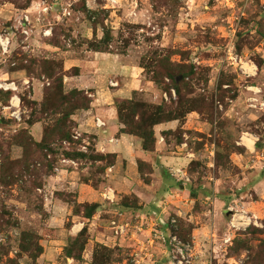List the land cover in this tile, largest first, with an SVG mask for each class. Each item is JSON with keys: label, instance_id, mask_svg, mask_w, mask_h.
<instances>
[{"label": "rangeland", "instance_id": "rangeland-1", "mask_svg": "<svg viewBox=\"0 0 264 264\" xmlns=\"http://www.w3.org/2000/svg\"><path fill=\"white\" fill-rule=\"evenodd\" d=\"M15 1L0 0V31L10 26L14 19L22 13L21 11H25L18 10L23 4L22 0H17V4H13ZM40 2L49 5L52 10L48 15H41L40 29L36 32L39 31L33 33L28 39L29 41L32 39L29 43L30 50L36 51L39 43H46L61 51H74L76 54L84 55V52H94L92 49L97 46V50L103 52L95 53L111 54L117 59H123V63L141 69L143 83H151L161 92H165V88L170 86L169 79L164 75L166 72L174 75L180 67L184 68V71L192 68L195 74L184 81L192 90V95H188V98L192 100L204 98L207 106L212 104V109L199 116L207 123L206 130L200 135L201 144L211 143L215 148L213 167L209 169L208 160L205 161L202 169L200 168L201 176L218 178L219 165L224 171L231 170L232 165L224 166V162L218 157V154L231 149L230 143L234 142L235 145L238 143L236 147L239 149H244L241 145L252 149V138L243 136V133L257 136L256 152L253 156H259L261 160L259 162L264 168V108L259 107V104L264 102L259 103L257 100L255 108L249 107V101L246 102V99H250L251 96H249L250 93L244 92L241 95L240 103L243 107L239 110L240 114L233 118L224 117V112L229 106L228 101L232 100L233 96L240 95L237 88H261L263 91L261 96L264 99V0H30L26 10ZM37 17L34 13L30 15L31 20ZM49 28L51 35L43 37L41 29L43 31ZM104 35L110 36V41L102 44L101 40ZM23 41V38L19 37L13 44L14 51L11 58L16 65L20 62L18 59L23 56L25 57L23 59L27 61L37 60V57H33L30 51L23 48L24 46L21 45ZM42 57L38 58L43 59ZM27 61L20 63L25 66ZM54 61L57 64L62 62L59 59ZM58 71L59 69L55 68V73ZM32 72L38 79L43 78L48 82L46 88L49 87V83H52V80L48 81L41 75L39 64L32 67ZM156 72L163 74V78L158 79V84L152 81L156 77V74L154 75ZM71 73L73 74L72 71ZM246 73L252 75L246 76ZM116 87L119 88L120 85ZM84 95L90 102L93 101L90 92H84ZM183 95H187L185 91ZM162 96L161 94L158 104L164 105L165 109L171 108V102L164 101ZM133 99L145 102L139 95H135ZM171 101L173 103L176 100ZM22 106H24L23 103ZM27 108L30 114L31 109L28 106ZM66 108L64 106L62 111ZM34 112L35 116L39 117L38 107L34 108ZM25 116L24 118H27V113ZM251 116L256 119L252 121ZM59 118L60 115H55L45 120L43 124L51 125L52 120ZM223 123L227 130L228 140L219 135ZM70 132L73 136L77 131L72 129ZM14 135L15 132L9 126L4 131H0V168L3 159L1 153L7 155L10 160L19 159L22 156V148L12 145ZM82 136L83 138L79 141L69 142V146L63 145L67 141L62 144L55 141L54 148L57 155L46 158V161L54 160L48 176H46L47 173L41 172L46 161L40 158L38 160L36 156L40 155L32 149L30 162L33 166L29 169L31 174L19 175L17 181L8 186L0 184V223L2 225L0 264H41L40 258L43 252L36 260L29 257L33 248L27 253L21 249L27 246L23 237L25 234L40 236L42 239L38 243L42 248L44 241L57 238L53 229L48 226L57 194L62 193L64 199L77 202L76 191L65 188V185L72 186L71 183L74 181L60 177V175H65L63 173L66 169L77 171L78 184L86 185L97 192L100 191L91 185L97 180H103L104 174L100 173L103 163L89 159L72 160L75 165L63 163V160H70L64 158L63 153L74 150L75 148L70 147L73 143H78V150L82 144L90 143L88 150L92 146L95 154L105 155L96 151L93 135L83 134ZM84 140H86L85 143ZM88 153L84 155L92 154ZM35 174H39L38 178ZM35 179L36 182L41 180V187L31 186V182ZM86 180H89L88 185L83 183ZM70 188L76 187L74 185ZM105 192L101 190L100 194ZM127 197L133 201L131 196ZM259 197L254 193L252 197L247 196L242 200L239 195L233 197V207L241 210L243 208L238 206L239 203H245L246 210H243L257 217L258 226L250 225L245 230L233 231L229 227L230 216H223V220L217 223L219 232L209 241L213 246L207 248L202 264H264V200L262 196ZM252 200H257V203L253 204ZM66 206L69 210L68 215L65 216L66 213L63 212V217L56 223H63V229L68 230L72 217L82 218L73 215L75 209L73 204H66ZM108 220L111 222L114 219ZM82 221L88 220L82 219ZM190 225L186 221L180 224L181 235L184 239L181 240L192 246L191 236L186 235ZM93 229L91 233L87 229L88 247L92 245L90 241L94 242L97 235V230ZM129 234H131L130 231ZM75 236L69 235L65 238L62 253L56 251L53 258L56 264H68L65 262V249L69 247L70 238ZM227 238H230V241L224 243V239ZM95 244L99 243L95 242ZM58 247L61 248V245ZM58 247L55 246V248ZM111 249H114V254L111 256L110 264H134L133 257L126 250L118 247ZM86 253L85 251L83 256Z\"/></svg>", "mask_w": 264, "mask_h": 264}, {"label": "crops", "instance_id": "crops-1", "mask_svg": "<svg viewBox=\"0 0 264 264\" xmlns=\"http://www.w3.org/2000/svg\"><path fill=\"white\" fill-rule=\"evenodd\" d=\"M30 41L28 40L24 49L30 51L33 57L43 56V59L62 61L63 71L66 74L63 78L66 93L72 90L91 93L93 101L89 109L77 112L72 117L76 123V131L81 135H93L96 151L116 156L115 164L107 168L98 187L100 191H106V189L113 191L115 199L113 203L106 202L100 191L78 184V173L74 169H66L63 173L65 175H60L61 179L69 178L74 181L71 183L72 186L65 185V188L76 191L78 203H96L101 207L91 221L83 222L78 217H72L70 229L65 230L62 227L63 223L59 224L56 221L63 217V212L66 213L65 216L68 215L69 210L65 203L58 199L54 201V210L48 226L53 229L57 238L44 241L41 264H56L53 258L56 251L62 253L65 238L69 235H77L84 227H87L90 233L93 227L94 231L97 230L95 241H90L92 245L89 244L90 246L86 247L84 261L77 262L65 258L68 264H90V254L95 242L108 248L118 247L126 250L133 257L134 264H171L167 247L152 241L149 237L153 231L168 232L166 223L171 218L186 221L193 226L191 243L192 252L195 255L194 264H202L207 248L213 246L209 242L210 239L219 232L217 223L226 216L227 208L234 206L233 197L239 195L242 200L247 196L252 197L254 193L258 197L262 196L264 200V168L259 162L261 161L259 156H253L256 152V135L242 134L252 138V149L241 145L244 147L242 148L244 153H232L229 156L232 165L230 171H224L219 167L217 168L218 178H205L201 176L200 170L207 160L209 169L213 167L215 148L211 143L201 144L200 135L206 130L207 123L202 121L198 114L190 113L182 122L171 121L156 126L154 133L157 142L153 153L142 150L139 138L120 134L122 126L117 118L114 104L116 99L131 100L135 95H139L145 102L157 105L163 94L151 83H143L141 69L131 67L123 63V59H117L106 53L84 52L82 55L74 51H61L46 43H39L36 51L30 50ZM74 68L78 69L77 75L71 73ZM1 83H13L17 90L0 89L1 98L4 95L10 96L7 103L0 101V120L13 121L9 127L14 132L20 128L28 129L33 139L39 142L42 138L43 123H35L31 127L24 124V116L27 113L26 119H28L29 113L27 108L22 106L21 96L25 95L30 101L39 104L48 82L43 78L29 77L25 71L14 70L11 66L5 65L0 67ZM110 83H116L120 87L112 88ZM237 89L240 95L235 100L228 101V109L224 112L226 118H233L240 114L239 110L243 107L240 103L241 95L244 92L250 93L249 98H254L259 103L264 102L261 88ZM257 90L261 92L260 95L254 93ZM12 98L19 100V109L23 118L20 123L10 118L7 110ZM248 101L249 99H246V102ZM97 117L105 123L103 129L95 127L94 119ZM250 119L254 121L256 117L251 116ZM6 127L8 126L0 125V131H4ZM177 130L182 131L180 143L176 142L173 134L165 136L167 132L174 133ZM110 140L115 141L110 143ZM236 145L239 144L236 143ZM138 161L151 165L153 169L149 185L144 184L139 178ZM194 163L199 166L192 168ZM178 170L187 175L189 183L182 182L173 175ZM74 185L76 188H70ZM125 196L137 198L139 209L123 211L119 208V203ZM252 203H257V200H252ZM238 206L246 210L245 203H239ZM107 214L109 216H106ZM108 219L128 223L131 234H128L126 238L114 237ZM58 245H61V248Z\"/></svg>", "mask_w": 264, "mask_h": 264}, {"label": "trees", "instance_id": "trees-1", "mask_svg": "<svg viewBox=\"0 0 264 264\" xmlns=\"http://www.w3.org/2000/svg\"><path fill=\"white\" fill-rule=\"evenodd\" d=\"M20 1V0H19ZM23 4L21 7H19L18 10H26L29 7L30 0H22ZM13 4H17V0L13 2ZM110 41V36L104 35L103 39L101 40V43L105 44ZM51 44V43H49ZM54 45V44H51ZM98 47L94 46L92 51L94 52H103L101 50H97ZM23 58H25L23 56ZM18 59V61L23 62L27 61L25 59ZM37 60H29L27 61V64L25 66L22 65V63L19 62V64L15 65L14 70H23L29 77H35L32 72V67L37 64H39V68L41 71V75L44 78H47L48 81L52 80V83H49L48 88H44V96L42 101L38 104L36 102L30 101L27 96H21V102L24 104V106L27 108V106L31 109V112L28 116V119L25 118L24 124L28 127H31L35 123H44L45 120H49L50 117H53L55 115H60V118L57 120H52L53 124H43V133L42 138L39 142H36L33 137L30 135V132L28 129L20 128L15 131L13 144L17 147L22 148V156L19 159L10 160V158L5 155L4 153H1V156H3L1 168H0V184L4 185H10L17 181V178L21 174H31L30 167L33 166L31 164V150L34 149L36 153L40 156H36V158L39 160L46 161V158L48 156L54 157L57 155V152L55 150V141H58L60 144L62 142L67 141L72 143V134L71 130L76 129V123L72 119V117L76 114V111H85L89 109L90 107V101L85 97L84 91L79 90H72L68 93L64 91L63 86V78L66 75L63 71L62 62L60 64H57L56 61L50 60V59H39ZM11 62L13 59L11 58ZM55 68L59 69L57 73H55ZM184 68H179L177 73L174 75H171L170 73L166 72L164 75L167 79L170 81V86L168 88H165V92H169L170 89H174L176 93L175 102L172 103L171 108H166L162 104H151L147 102L142 101H136L134 99L131 100H122V99H116L114 101L115 108L117 111V118L119 123L121 124L122 128L120 129V134H125L133 137H137L141 140V148L145 152L153 153L155 151L156 146V137L154 133V128L158 125L168 123L171 121H179L182 122L185 117L190 113H196L199 116L203 114V112L208 111L209 109H212V104L206 105V101L204 98L200 99H189L188 95H192L191 88H188V85L185 84V80L189 77L193 76L195 72L192 68H189L187 71H184ZM73 75L78 74V69L74 68L72 70ZM156 74V77H154L155 83L158 84V79L163 78V74H159L158 72L154 73ZM183 91L186 92L187 95H183ZM9 95H4L2 98L0 97V101L2 100L3 103H7L9 100ZM237 96H233L232 100H235ZM66 106V110L62 111V108ZM174 106V107H173ZM39 108L38 115L39 117L35 116L34 108ZM227 108V106H226ZM28 109V108H27ZM37 114V113H36ZM13 123V121H5L0 120V125L3 126H9ZM220 133L224 139L228 138L226 137L227 130H225L224 123L221 125ZM220 128V127H219ZM173 134L175 140L177 143H180L182 141L181 135L182 131L177 130L176 132H167L165 134L169 135ZM231 138V137H230ZM231 140V139H229ZM232 141V140H231ZM230 143V142H229ZM232 146L231 149H227L222 154H218V157L222 159L224 162L223 165L228 166L231 165V162L229 160V156L232 153L241 154L244 153L243 149H239L236 147V145L233 143H230ZM78 143L77 144H71L70 147L75 148L72 151H66L63 153V157L66 159L79 161L83 159H89L93 162H101L103 163V166L100 170L101 174H105V171L107 168L113 166L115 164L116 156L113 154H95L94 148L91 146V149L89 152H91V155H84L83 153L78 152ZM233 149V150H232ZM89 154V153H88ZM42 161V162H43ZM33 162V161H32ZM53 161H46L45 164H43L41 172L47 173L46 176L50 174V171L52 170ZM36 163V162H35ZM42 164V163H40ZM199 164H192V168L198 167ZM218 167H222L219 165ZM137 168H138V174L140 180L146 184L149 185L151 182V175L153 173V169L151 165L146 164L144 162L138 161L137 162ZM34 173V172H33ZM49 173V174H48ZM38 178L39 174H35ZM41 178V176H40ZM102 181L97 180L95 184H92L91 186L93 188H98L99 184ZM84 184H89V180H86V182L83 181ZM31 186L34 188H39L42 186L41 180L36 179L31 182ZM74 195H76L74 193ZM58 196V197H57ZM56 198L60 200L63 203L66 204H73V207L75 208L73 210L74 216H80L84 220L91 221L93 217L98 213L101 205L96 203H83L78 204L75 200H66L64 199V196L62 193H58ZM133 201L130 200L129 197L125 196L122 198V200L119 203V208H121L123 211L130 210L135 211L139 209L138 207V200L135 197H132ZM78 210V211H76ZM81 210V211H80ZM182 220L177 219V228L178 232L177 235L180 239L184 240L181 235V226ZM1 223H0V231H1ZM193 230V226L190 225V228L188 229V232L186 235L189 234L191 236ZM42 238L40 236L32 235V234H25L23 237V241L27 244L25 247H21V249L27 253L30 252L31 248L33 250L29 253V257L33 259H38L40 255L43 252V248L38 243ZM89 238L87 236V228L84 227L80 233H78L75 237L70 238V244L69 247L65 249V256L68 259L82 262L84 261L83 253L87 250L86 246L88 245ZM232 245V244H231ZM228 248V247H227ZM114 254V249L108 248L106 246L95 244L93 246L92 252L90 254V264H110L111 263V256Z\"/></svg>", "mask_w": 264, "mask_h": 264}, {"label": "built area", "instance_id": "built-area-1", "mask_svg": "<svg viewBox=\"0 0 264 264\" xmlns=\"http://www.w3.org/2000/svg\"><path fill=\"white\" fill-rule=\"evenodd\" d=\"M52 10V7L45 3H37L35 6L31 7V9L21 11L22 13L14 19L12 24L7 28L0 31V67L1 66H11L15 67V62H11V57L13 55V44L14 41L18 40L19 37L23 38V45L25 48V43L29 38L36 32L37 29H40V17L41 15H48ZM36 14L38 17L34 20H31L30 15ZM43 37H49L51 35V29H44L42 31ZM252 74L246 73V76H250ZM27 84V83H26ZM111 87H116V83H110ZM0 89L4 91H16V87L13 83H1ZM255 94H259L260 91H254ZM163 100L170 102L172 99L176 98V93L174 89H170L169 92H163L162 94ZM16 98H12L10 104L7 108L9 111L10 118L14 119L17 123L22 121V116L19 109V100H15ZM257 100L254 98L249 99V107L255 108ZM260 108H264V103L259 104ZM95 126L98 129H102L105 127V123L99 119H95ZM83 136L75 132L72 136L73 141H79ZM257 140V139H255ZM115 140H110V143ZM84 143L86 140L83 141ZM64 146H69V142H64ZM90 143H85V145H81L78 150L80 153L86 154L89 152L88 146ZM65 164H74L72 160H63ZM175 177H178L182 180V182L189 183V178L187 175L178 170L173 174ZM103 199L107 202H114V193L112 190L108 189L105 193H103ZM227 213L230 216L229 227L230 230L238 231L245 230L250 225L258 226V219L255 215H249L248 212L243 209L237 210L233 206L227 208ZM168 232L161 231H153L150 235V238L154 242H159L161 245L167 247L169 251V259L171 264H194L193 255H192V246L188 243L183 242L177 235V221L176 219H169L166 223ZM110 230L114 237L116 238H124L129 234L130 225L125 222H119L113 220L110 222ZM230 238L224 239V243H228Z\"/></svg>", "mask_w": 264, "mask_h": 264}, {"label": "water", "instance_id": "water-1", "mask_svg": "<svg viewBox=\"0 0 264 264\" xmlns=\"http://www.w3.org/2000/svg\"><path fill=\"white\" fill-rule=\"evenodd\" d=\"M226 216H229V213H227Z\"/></svg>", "mask_w": 264, "mask_h": 264}]
</instances>
